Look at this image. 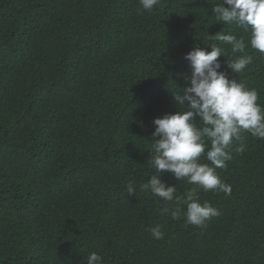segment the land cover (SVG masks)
<instances>
[{
    "label": "trees",
    "instance_id": "1",
    "mask_svg": "<svg viewBox=\"0 0 264 264\" xmlns=\"http://www.w3.org/2000/svg\"><path fill=\"white\" fill-rule=\"evenodd\" d=\"M221 2L160 0L149 12L139 0H0V264H86L93 251L103 264H264V140L229 146L216 171L230 196L198 190L220 212L206 228L162 214L175 201L141 188L154 174L153 120L190 86L185 55L197 44L231 55L209 38L218 32L249 39L211 16ZM245 51L244 73L221 70L264 105V55ZM162 180L181 197L195 187ZM158 224L162 240L149 231Z\"/></svg>",
    "mask_w": 264,
    "mask_h": 264
},
{
    "label": "clouds",
    "instance_id": "2",
    "mask_svg": "<svg viewBox=\"0 0 264 264\" xmlns=\"http://www.w3.org/2000/svg\"><path fill=\"white\" fill-rule=\"evenodd\" d=\"M159 3L160 0H139L142 9L149 12ZM211 11L217 22L235 24L249 34V39L218 32L209 38L230 45L231 55L221 46L203 43V47L197 44L185 55L191 76L184 78L190 86L182 94L178 88L172 91L176 112L153 120L148 162L154 174L141 185L154 196L175 201L173 208L161 209L162 214L170 212L173 219L183 215L186 223L202 229L220 212L209 201L201 203L198 190L230 196L232 186L222 181L216 171L226 168L227 162L233 159L229 146L238 141L235 151L243 154L247 147L246 133L264 140V105L258 103L257 90L249 88L243 80L229 79L228 72L221 70L226 66L232 73H244L253 63V56L245 51L249 44L264 55V0H222L212 4ZM221 57H226L223 64ZM202 158L207 163L201 162ZM165 172L195 187L184 196H177V185L162 180ZM127 191L129 195L136 192L132 181L128 182ZM149 231L156 240L165 237L162 225ZM86 264H103V257L93 251L86 257Z\"/></svg>",
    "mask_w": 264,
    "mask_h": 264
}]
</instances>
